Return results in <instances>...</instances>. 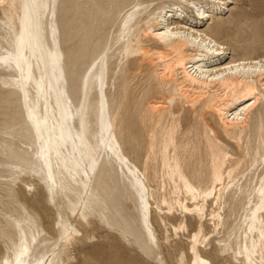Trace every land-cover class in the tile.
I'll return each instance as SVG.
<instances>
[{"label": "bare ground", "instance_id": "bare-ground-1", "mask_svg": "<svg viewBox=\"0 0 264 264\" xmlns=\"http://www.w3.org/2000/svg\"><path fill=\"white\" fill-rule=\"evenodd\" d=\"M156 1L135 0L128 8L110 48H98L88 66L96 64L92 73L97 77L103 73V86L99 79L93 86V76L85 72L75 102L58 25L60 0H5L6 4L18 6L32 2L57 5L54 18L50 12L41 15V26L43 29L48 25L43 36L45 48L59 52V65L55 71L50 65L45 71L44 62L32 58L31 75L26 72L23 80L15 63L7 59L15 52L23 9L12 8L6 14L0 7V76L6 75L9 81L3 84L22 97L25 123L31 137L27 148L8 153L9 161L5 166L16 176L12 183L18 180L32 187L34 180L29 182L26 177L33 176L42 184L47 201L64 203L70 214L58 223L60 237L53 249L45 251L47 240L43 230L38 229L25 202L9 188L7 197L15 206L8 212L0 211V264L5 260L11 264L15 251L22 244L28 248L22 257L28 264L70 261V251L83 236L75 223L89 226L88 216L92 212L95 214L93 210L87 216L74 215L73 206L89 202L93 209L100 207L104 198L99 191L105 184L103 175L108 167L120 171L131 192L145 253L161 249L153 225L155 217L164 232V244H169L171 239L186 238L187 254L180 253V264H193L198 257L208 259L205 255L211 250L214 237L224 233L225 208L230 205L232 214L239 210L242 214L238 222L232 223L226 238L220 236L214 240L215 250L221 256L228 255L235 264L237 261L249 264V259L259 264L264 248L261 237L264 231L261 197L264 190V106L260 99L255 103L252 100L264 89V25L250 22L248 13L232 17L228 22L237 23L234 27L227 28L225 22L216 19L218 14L230 11L229 5L234 0H174L168 6ZM193 3L200 7L203 15H197L196 9L191 7ZM185 9L191 13L194 10L196 16L186 15ZM124 20H128V25L127 34L122 38ZM52 27L56 29L55 44ZM158 32L164 34L157 35ZM206 45H215V51L207 50ZM228 53L231 57L225 60L223 56ZM120 56L124 63L118 77L122 75L126 94L117 104H124L123 119L129 112L130 122L125 133L130 143L144 151L142 169L125 151L112 110L114 99L109 85ZM42 73L44 94L37 103L36 81ZM68 101L72 108H78L79 102L93 106L90 127L83 141L77 138L79 121L71 116L61 138ZM33 106L41 120L39 134L29 119V109ZM68 124L72 126L71 134ZM42 145L46 149L44 152ZM86 165H89L87 175L84 174ZM189 187L196 188L199 193L195 201ZM204 188L210 191L206 197L201 191ZM17 189L25 197V189ZM173 201H186L185 207H199L201 211L184 213L178 207L170 210ZM176 215L180 221L173 224L169 219ZM189 218L197 224L193 231L187 224ZM205 223L212 227L207 232V241L198 238L194 244L191 236L206 233ZM64 226L76 233L66 248L61 239ZM159 264L166 262L161 258Z\"/></svg>", "mask_w": 264, "mask_h": 264}, {"label": "rangeland", "instance_id": "rangeland-1", "mask_svg": "<svg viewBox=\"0 0 264 264\" xmlns=\"http://www.w3.org/2000/svg\"><path fill=\"white\" fill-rule=\"evenodd\" d=\"M134 1L60 0L57 12L58 25L74 102L78 96L80 80L86 72L85 69L95 57L98 48H106V50L110 48L112 39L116 36L126 11ZM157 2L168 6L175 1L158 0L155 3ZM229 8V12L226 11L220 16L219 14L215 16L216 19L225 22L227 28L237 26V23L228 21L239 13H248L251 15L250 22H260L264 25V0H234ZM192 12L185 9L186 15L194 16L195 11L192 10ZM208 25H203V29L207 28ZM243 26L245 27V25ZM223 57L225 60L226 58L229 60L231 54L228 53ZM123 63L124 60L120 56L116 60V74L110 80L109 91H111L114 99L112 110L116 116L117 131L125 151L131 160L142 169L145 159L144 151L130 143L127 133H125V127L130 122L129 112L127 111L126 118L123 119L121 116L125 111L124 104H117L126 94L123 88L122 75L118 77ZM7 81L9 78L6 75L0 76V197H2L0 211L8 212L14 208L15 205L10 203L7 197V191L9 188H13L35 218L38 229L43 230V237L47 240L44 250L51 251L60 237L58 223L66 220L70 214L64 203L55 204L47 201L46 194L44 195L45 192L41 187L42 184H38L33 176L26 177L29 182L34 180L31 182L34 184L32 187H26L18 180L15 183L11 181L16 176L11 174V168L5 166V162L9 161L8 153L11 150L20 152L27 148L31 137L25 123L23 99L8 85L3 84ZM6 89H9L10 92ZM138 134L136 132V136ZM103 179L105 184L99 192L104 200L100 207L93 209L95 214L92 212L88 216L90 225L83 227L72 220L81 230L83 236L79 237L74 248L70 251L71 264H159L161 258L166 264H180V253L185 252L187 254L188 242L186 238L182 237L180 241L179 239H171L170 245L164 244V232L154 217L153 225L155 224L154 228L161 243V249L155 252V258L153 255L145 253L141 243L135 203L130 190L121 178L120 171L117 172L108 167ZM18 187L25 189V197L18 193ZM225 212L226 226L224 233L220 235L222 236L221 239L226 238V232L231 228L232 223L238 222L242 214L241 210L239 213L232 214L230 205L226 206ZM169 220L171 223L177 224L180 217L176 215ZM187 224L190 231L196 229L195 220L189 218ZM204 228L206 233L212 230L208 223H205ZM220 236H215L214 240L220 239L217 238ZM214 240L210 246L211 250L205 256L210 261H216L217 264H235L228 255L221 256L216 252ZM0 246H2L1 243Z\"/></svg>", "mask_w": 264, "mask_h": 264}, {"label": "snow or ice", "instance_id": "snow-or-ice-1", "mask_svg": "<svg viewBox=\"0 0 264 264\" xmlns=\"http://www.w3.org/2000/svg\"><path fill=\"white\" fill-rule=\"evenodd\" d=\"M0 7L3 8L4 12L7 14L10 9L20 7L23 9V16L20 18V29H19V36L16 41V48L15 52L8 57L7 59L10 62H14L17 69H19L22 73L21 80L25 78L24 74L27 72L29 76L31 75V64L30 60L32 58H37L44 62L45 64V71L47 70V67L50 65L53 70L55 71L56 68L59 65V62L61 60V56L59 52H57L54 48L51 50H48L45 48L44 44V33L47 30L48 25H45L42 29L41 26V15H47L48 12H50L53 16V18L56 15V9L57 5L53 3H24L22 5H16L14 3H8L6 4L5 0H0ZM191 7L196 9L197 15H203L204 13L201 11L200 7L195 5L194 3L191 4ZM128 19H131V15H129ZM127 25L128 20H124V31L121 32V37L123 38L127 34ZM52 34H53V44H55V35H56V29L55 27H52ZM164 33L158 32L157 35H163ZM207 50L209 51H215V45H206ZM30 53V54H29ZM39 54V55H37ZM99 62V61H98ZM37 68L40 67L39 63L36 65ZM96 67V64L93 63L90 68H86L85 71L93 76V86H95V81L97 79L100 80L101 87L103 86V80L102 76L103 73H100V76L97 77L92 73V69ZM85 81L87 80V77H84ZM44 80V74L42 73L39 80L36 81V89H37V97L36 101L38 103L39 98L41 95L44 94V88L42 87ZM23 87V84H21ZM255 91V90H252ZM260 99L262 106H264V89H262L259 93L253 96L252 103L256 102V99ZM25 101L27 106V94H25ZM93 106L91 103H89L87 106L83 102H79L78 108H72L71 102H67V107L64 109V115H63V123L61 125L62 132H61V138L64 136V126L67 122V119L69 116L75 117L79 121V130H78V136L77 138L81 139L83 141V136L86 133V131L89 129V117L91 116V113L93 111ZM102 111V110H101ZM229 115H232L229 113ZM239 115V114H237ZM29 119L33 121L34 126L37 129L38 134L41 132V120L40 117L36 114V108L33 106L29 109ZM102 124L103 118L101 120ZM71 125L68 124L67 128L69 130V134H71ZM46 149L42 145L41 151L44 152ZM94 164V161L92 162ZM89 165H86L84 174L87 175V167ZM51 177L49 176V179ZM186 183V182H185ZM209 188H212L211 185H209ZM209 188L201 189L204 196L210 194ZM189 190L192 192L193 196L192 199L195 201L196 195L199 193L197 192L196 188L189 187ZM214 190V189H213ZM262 197V203H264V190L261 192ZM141 199L143 201V194L141 193ZM186 201L177 203L176 201L172 202L171 207H178V210L184 213L187 212H193L200 213L199 207L189 208L185 207L184 204ZM75 208L74 215L79 214L81 216H87L91 214L93 211V206L89 202H84L82 205H74ZM254 215V213H253ZM182 230V229H178ZM251 230V229H250ZM76 235L74 229L64 226L63 228V234L61 239L64 240V247L66 248L68 244L72 242V237ZM261 237L264 238V231L261 232ZM206 242L208 239L207 233H195L191 236V239L193 240L194 244L197 242V240ZM154 243V240H153ZM28 252V248L25 245H21L19 249L15 251V259L11 262V264H28V262L24 261L22 257H24ZM245 252H248V249L245 248ZM193 254H196V248L193 246ZM249 256H251V253L248 252ZM70 255V254H69ZM151 255L155 258V252L154 250L151 252ZM261 259L259 261V264H264V248H262L260 253ZM4 264H10L8 260L4 261ZM64 264H71V261L64 262ZM193 264H217L216 261H210L208 259H201L197 258ZM236 264H243V261H237ZM249 264H256V262L249 259Z\"/></svg>", "mask_w": 264, "mask_h": 264}]
</instances>
